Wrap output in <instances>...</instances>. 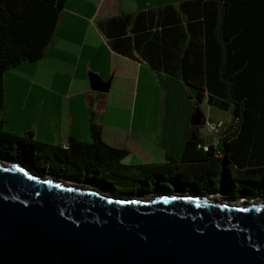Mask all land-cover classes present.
Masks as SVG:
<instances>
[{"label": "crops", "instance_id": "obj_1", "mask_svg": "<svg viewBox=\"0 0 264 264\" xmlns=\"http://www.w3.org/2000/svg\"><path fill=\"white\" fill-rule=\"evenodd\" d=\"M222 6L223 0H67L46 54L4 75V131L28 132L37 142L65 147L70 138L90 143L95 123L103 143L128 151L123 164L181 160L191 126L148 128L142 125L150 118L144 108L159 86L165 87L166 101L185 98V85L175 76L181 70L178 57L191 39L203 46L207 37L213 39ZM143 12L146 21L137 22ZM152 64L160 69L154 71ZM92 77L108 89L94 90ZM124 112L126 123L138 118L135 128L119 126ZM202 139L205 146L216 144L215 137Z\"/></svg>", "mask_w": 264, "mask_h": 264}, {"label": "trees", "instance_id": "obj_2", "mask_svg": "<svg viewBox=\"0 0 264 264\" xmlns=\"http://www.w3.org/2000/svg\"><path fill=\"white\" fill-rule=\"evenodd\" d=\"M66 1L0 0V160H20L31 167L36 159H43L75 172L66 179L69 182L110 192L113 181L128 179L118 172L129 168L121 165L128 152L103 143L95 123L90 124V143L70 138L65 147L37 142L28 132L15 135L3 129L4 75L46 54ZM140 19L145 22L147 13H140L137 22ZM115 20L120 19L110 22ZM215 26L213 39L207 37L204 46L194 39L187 42L183 55L178 57L181 70L175 76L195 90L193 113L206 102L229 112L230 121H236V125L230 134L204 150L205 141L199 133L202 122L193 123L181 160L167 157L161 164L130 167L141 173L137 178L129 177L140 183L136 195L173 189L180 193L221 194L233 201L264 198V0H223ZM202 51L205 67L199 65ZM151 67L154 71L160 69L158 65ZM152 178L155 181L149 183ZM218 178H222L223 187L219 188ZM167 181L174 184L173 188Z\"/></svg>", "mask_w": 264, "mask_h": 264}, {"label": "water", "instance_id": "obj_3", "mask_svg": "<svg viewBox=\"0 0 264 264\" xmlns=\"http://www.w3.org/2000/svg\"><path fill=\"white\" fill-rule=\"evenodd\" d=\"M221 201L112 194L0 160V264H264V198Z\"/></svg>", "mask_w": 264, "mask_h": 264}, {"label": "rangeland", "instance_id": "obj_4", "mask_svg": "<svg viewBox=\"0 0 264 264\" xmlns=\"http://www.w3.org/2000/svg\"><path fill=\"white\" fill-rule=\"evenodd\" d=\"M183 88H184V91L186 94L185 98H182V97L180 98L179 96L178 97L175 96L173 98V100H172V98H170L169 101H166V98L163 95V91H164L165 87L161 88L159 86V90L156 91V94H154L155 96H151L149 104H146V107L144 108L145 110H148V112L150 113V118L149 119L146 118L144 120L145 123H142V125H146V126H148V128L153 126V128H156V129L162 125H165V128H166V127L173 126V125H182L183 126L185 123H187L188 126H192L194 123V120L196 118V115L199 114V115H201V122H202V125L199 128V133H200L201 137L205 138L208 135L210 137H214L207 132V130L205 128L206 127L205 122L207 120H216V121L222 120L225 123H228L231 119L230 113L225 112V111H221L219 109H216L215 107H210L206 104V102H203L200 105V107L196 110L197 112L193 113V111L195 109V106H194V96L195 95H194L193 91L195 92V90L192 88H189V87L187 88L186 86ZM160 91H162V93ZM189 92L190 93L192 92L193 94L191 93L192 95H190ZM171 100H172V102H171ZM164 109H166V111H170V112L172 111V116L165 114ZM125 114H126V112H124L122 115H121V113L118 115V116H120V118L117 121L119 126H121V125L122 126H124V125L125 126L126 125L132 126L133 125L135 128L136 125L138 124V118L136 117L135 120H133L132 118H128L127 123H126L127 116ZM137 114H138V111H136V116H137ZM117 134H119V133L117 132ZM149 138L152 139V141L154 142L155 139L157 138V136H155V135L149 136ZM156 146H160V144L156 143ZM161 150H164V148H162ZM160 154H161V152H160ZM138 155L139 154H137V153H133L132 157L136 158ZM121 165L129 166V168H130V167H134V166H138V165H147V164L127 165V164H123L121 161ZM148 165H150V164H148ZM151 165H153V164H151ZM30 168H33L37 172H44V174H49L51 177L61 178V180H66L67 178H69L70 176L75 174V172L68 170L65 167L64 168H61V166L55 167L53 164H50L49 162L44 161L43 159H36L34 161V165L31 166ZM129 168L128 169L127 168H121L118 170L119 173L123 174L128 179L124 178L120 181H117V180L113 181L112 182L113 184L111 185L112 189H111L110 193H112V194H136L137 193L138 188L140 186V183H137L134 181L132 182L129 179V177L130 178H133V177L137 178L138 176H140L141 173L139 171L132 170ZM222 178H220V179L218 178V180H217L219 188L223 187V183L221 181ZM154 181H155V179L152 178L149 183H153ZM167 184L172 186V183L170 181H167ZM105 191H107V190H105ZM217 195L218 194L210 195V196H212V198L220 200V201L224 200V199H228V198H222L221 199ZM241 199H243V198H239L238 200H236V202L242 201Z\"/></svg>", "mask_w": 264, "mask_h": 264}, {"label": "built area", "instance_id": "obj_5", "mask_svg": "<svg viewBox=\"0 0 264 264\" xmlns=\"http://www.w3.org/2000/svg\"><path fill=\"white\" fill-rule=\"evenodd\" d=\"M236 125V121L232 122L229 121L228 123H225L222 120H207L205 122V128L207 132L211 135H213L216 138V144L223 139L225 136L230 134L233 131V128ZM233 126V127H231ZM231 127V129L229 128ZM204 150H206V146L203 147ZM242 202H244V199H241Z\"/></svg>", "mask_w": 264, "mask_h": 264}, {"label": "flooded vegetation", "instance_id": "obj_6", "mask_svg": "<svg viewBox=\"0 0 264 264\" xmlns=\"http://www.w3.org/2000/svg\"><path fill=\"white\" fill-rule=\"evenodd\" d=\"M172 186H174V184L172 185ZM171 186V187H172ZM173 188V187H172ZM174 192H178V191H174L173 189L171 190V191H167V192H163V193H174ZM197 194H200V195H206V194H201V193H197ZM208 195H214V194H208ZM219 198H224V197H222V195L221 194H218L217 195ZM212 197V196H211Z\"/></svg>", "mask_w": 264, "mask_h": 264}, {"label": "bare ground", "instance_id": "obj_7", "mask_svg": "<svg viewBox=\"0 0 264 264\" xmlns=\"http://www.w3.org/2000/svg\"><path fill=\"white\" fill-rule=\"evenodd\" d=\"M211 198H212V197H211ZM212 199H214V198H212ZM214 200H215V199H214ZM216 200H217V199H216ZM221 202L225 203L224 201H221ZM241 204H243L242 201L234 202V203H233V205H236V206H239V205H241Z\"/></svg>", "mask_w": 264, "mask_h": 264}]
</instances>
